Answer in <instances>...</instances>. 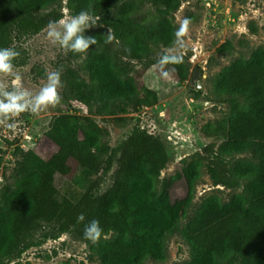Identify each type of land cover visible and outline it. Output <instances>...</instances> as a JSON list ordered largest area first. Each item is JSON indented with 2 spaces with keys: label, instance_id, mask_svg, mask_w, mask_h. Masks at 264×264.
I'll use <instances>...</instances> for the list:
<instances>
[{
  "label": "trees",
  "instance_id": "16d2710c",
  "mask_svg": "<svg viewBox=\"0 0 264 264\" xmlns=\"http://www.w3.org/2000/svg\"><path fill=\"white\" fill-rule=\"evenodd\" d=\"M60 1L0 0V48L34 36L49 21L58 20V10L44 11ZM184 1L65 0L70 16L90 10L99 17L97 29L88 34L97 44L84 53H66L67 63L84 57L78 70L61 68L65 98L88 111L95 106L97 114L106 116L122 115L140 92L142 104L147 97L154 99L152 91L137 88L129 75L130 62L148 61L153 49L172 44L176 37L172 15ZM145 3L153 7L151 22L134 15L135 8ZM109 30L115 37L112 41L107 39ZM232 50L229 41L216 48L221 53ZM154 64L179 81L186 79L187 67L180 60L160 54ZM212 83L217 96L228 97L216 153L235 158L228 174L242 183L239 193L226 202L206 195L191 209L201 161L191 157L172 175L159 179L165 150L159 137L146 130L121 145L111 183L98 193L114 154L103 159L105 131L76 111L62 113L50 119L43 133L55 151L47 158L19 151L9 174L11 182L0 185V261L32 246L44 227L55 226L60 233L71 230L89 243L88 258L97 264L160 261L172 236L187 247L188 260L180 264H264V49L233 59ZM54 174L70 176L63 189L53 185ZM177 183L182 193L172 198ZM80 213L83 222L77 220ZM93 219L99 220L103 236L110 233L108 238L96 243L84 238L85 225Z\"/></svg>",
  "mask_w": 264,
  "mask_h": 264
},
{
  "label": "rangeland",
  "instance_id": "374dc122",
  "mask_svg": "<svg viewBox=\"0 0 264 264\" xmlns=\"http://www.w3.org/2000/svg\"><path fill=\"white\" fill-rule=\"evenodd\" d=\"M50 9L58 10L59 19L70 16L65 0L44 12ZM134 15L151 22L153 7L148 3L137 6ZM172 22L176 27V37L170 46L153 49L148 61L130 62L129 75L134 78L137 88L152 91L154 99L147 97L142 104L138 99L141 97L144 100V95L140 92L122 115L106 116L97 114L95 106L88 111L68 100L62 87L58 105L36 114H20L10 121L16 123L14 129L0 125V185L11 182L9 174L19 151L31 150L41 158L51 155L55 147L43 136L50 119L76 111L77 115L89 117L105 131L102 142L107 152L103 159L110 152L114 153L109 169L101 179L98 193L111 183L121 145L140 130L158 136L163 143L166 158L159 170V179L172 175L179 170L183 161L191 157L201 161L191 209L206 195H216L220 201L226 202L231 195L239 193L242 183L228 174L229 165L235 158L220 157L216 153L222 141L219 132L228 114V97L217 96L212 80L233 59L246 58L251 50L258 47L264 49V0H187L173 13ZM185 22L187 29L180 34ZM45 29L11 46L20 52V56L13 61L15 69L22 76L24 85L33 91L46 84L47 73L52 70L61 69L64 65L78 70L84 57L81 55L67 63V51L53 44ZM96 29L95 24L85 34ZM225 41L231 42L233 50L230 53L216 52V48ZM160 54L170 58L180 57L187 67L184 81L177 80L169 71L158 69L154 63ZM20 61L24 64L18 65ZM195 70L197 74L191 83L190 78ZM80 74L86 78L85 73ZM104 166L102 164L101 167ZM69 180V175L52 176V183L58 190L63 189ZM181 193V186L177 183L171 190V197L179 198ZM109 235L106 233L103 238ZM88 245L75 237L71 230L60 233L57 227L46 226L36 233L32 246L10 260L0 261V264H97L96 260L88 258ZM186 260L187 247L172 236L162 260H146L143 264H180Z\"/></svg>",
  "mask_w": 264,
  "mask_h": 264
},
{
  "label": "clouds",
  "instance_id": "9594fccd",
  "mask_svg": "<svg viewBox=\"0 0 264 264\" xmlns=\"http://www.w3.org/2000/svg\"><path fill=\"white\" fill-rule=\"evenodd\" d=\"M98 20L99 17L92 15L90 10H82L76 15H66L61 19L49 21L45 31L53 44L59 45L66 51L84 53L97 44L94 36L85 33ZM186 29L187 22L182 26L180 34H183ZM114 38L109 30L108 41ZM19 56L20 52L15 47L0 48V125L9 129L16 127V123L10 121H14V118L22 113L36 114L50 106L58 105L61 101L60 89L63 87L62 69H56L47 73V82L38 91L30 90L24 85L22 76L16 71L13 63ZM172 59L179 62L180 57ZM77 220L83 222L84 214H78ZM103 234L104 229L99 220L93 219L85 225V239L96 243L103 237Z\"/></svg>",
  "mask_w": 264,
  "mask_h": 264
},
{
  "label": "water",
  "instance_id": "95a60500",
  "mask_svg": "<svg viewBox=\"0 0 264 264\" xmlns=\"http://www.w3.org/2000/svg\"><path fill=\"white\" fill-rule=\"evenodd\" d=\"M197 71L195 70L194 72H193V75H192V77L190 78V82L192 83L193 82V80L195 79V77H196V73Z\"/></svg>",
  "mask_w": 264,
  "mask_h": 264
},
{
  "label": "built area",
  "instance_id": "2783aa9c",
  "mask_svg": "<svg viewBox=\"0 0 264 264\" xmlns=\"http://www.w3.org/2000/svg\"><path fill=\"white\" fill-rule=\"evenodd\" d=\"M140 99H141V97H140ZM148 132V131H147ZM169 138V137H168Z\"/></svg>",
  "mask_w": 264,
  "mask_h": 264
}]
</instances>
